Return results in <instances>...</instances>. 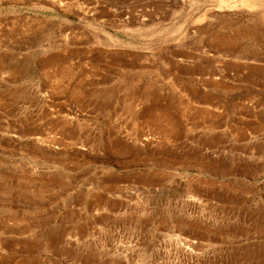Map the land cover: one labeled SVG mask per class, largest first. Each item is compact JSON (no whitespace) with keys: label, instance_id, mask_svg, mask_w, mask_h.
<instances>
[{"label":"rangeland","instance_id":"374dc122","mask_svg":"<svg viewBox=\"0 0 264 264\" xmlns=\"http://www.w3.org/2000/svg\"><path fill=\"white\" fill-rule=\"evenodd\" d=\"M0 264H264V0H0Z\"/></svg>","mask_w":264,"mask_h":264},{"label":"bare ground","instance_id":"6f19581e","mask_svg":"<svg viewBox=\"0 0 264 264\" xmlns=\"http://www.w3.org/2000/svg\"><path fill=\"white\" fill-rule=\"evenodd\" d=\"M255 6V5H254ZM251 7V6H250Z\"/></svg>","mask_w":264,"mask_h":264}]
</instances>
